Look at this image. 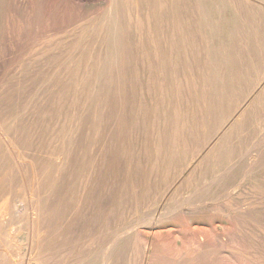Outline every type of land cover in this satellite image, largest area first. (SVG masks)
Instances as JSON below:
<instances>
[{"label":"rangeland","instance_id":"rangeland-1","mask_svg":"<svg viewBox=\"0 0 264 264\" xmlns=\"http://www.w3.org/2000/svg\"><path fill=\"white\" fill-rule=\"evenodd\" d=\"M108 7L4 0L29 36L73 33L65 43L76 48L81 22ZM125 10V120L105 77L99 97L114 117L111 264H264V0H147ZM91 44H79L82 70H97ZM6 70L1 62V77ZM95 221L98 247L101 215Z\"/></svg>","mask_w":264,"mask_h":264},{"label":"bare ground","instance_id":"bare-ground-1","mask_svg":"<svg viewBox=\"0 0 264 264\" xmlns=\"http://www.w3.org/2000/svg\"><path fill=\"white\" fill-rule=\"evenodd\" d=\"M146 1L108 0L107 13L81 22L76 48L65 43L73 33L29 36L23 14L6 12L0 0V36L8 34V53L0 56L7 63L0 76V264H23L29 252L28 264H111L114 117L105 98L99 99L101 78L111 80L113 87H106L118 99L123 122L126 79L118 70L126 37L120 27L125 7L138 11ZM88 41L90 53L98 51L97 70H82L81 56L76 58L79 44ZM176 156L172 152L170 167ZM12 246L15 252L7 250Z\"/></svg>","mask_w":264,"mask_h":264}]
</instances>
